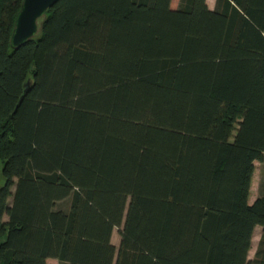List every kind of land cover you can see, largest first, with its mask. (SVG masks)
Segmentation results:
<instances>
[{"label":"trees","instance_id":"1","mask_svg":"<svg viewBox=\"0 0 264 264\" xmlns=\"http://www.w3.org/2000/svg\"><path fill=\"white\" fill-rule=\"evenodd\" d=\"M22 2L0 0V264H264V0H58L14 49Z\"/></svg>","mask_w":264,"mask_h":264},{"label":"water","instance_id":"2","mask_svg":"<svg viewBox=\"0 0 264 264\" xmlns=\"http://www.w3.org/2000/svg\"><path fill=\"white\" fill-rule=\"evenodd\" d=\"M58 0H23L20 11L15 19V26L11 36V45L18 49L29 40L40 35L47 17L48 10ZM31 81L25 84V93L28 92ZM23 100L21 98L20 102Z\"/></svg>","mask_w":264,"mask_h":264},{"label":"rangeland","instance_id":"3","mask_svg":"<svg viewBox=\"0 0 264 264\" xmlns=\"http://www.w3.org/2000/svg\"><path fill=\"white\" fill-rule=\"evenodd\" d=\"M208 1V0H207ZM212 2V0H209ZM214 1V8L217 5V0ZM182 0H172V8L176 9L181 6ZM5 183V177L2 172H0V187L3 186ZM264 184V161H255V170L252 178V184L250 188V194H249V203L252 204L258 196H260L262 191V186ZM70 206V198H67L57 204V208L61 209H69ZM112 242L119 246L120 243V234H119V228L116 227L113 232L112 236ZM51 264H60V262L57 259H54L50 262Z\"/></svg>","mask_w":264,"mask_h":264},{"label":"crops","instance_id":"4","mask_svg":"<svg viewBox=\"0 0 264 264\" xmlns=\"http://www.w3.org/2000/svg\"><path fill=\"white\" fill-rule=\"evenodd\" d=\"M207 4L208 6L211 8V9H214V1L212 0L211 1H207ZM262 227L261 226H258L256 227L255 231H254V234H253V239H252V247H251V250L249 252V258L250 259H253L254 256H255V253H256V250L258 248V245H259V242H260V239H261V235H262ZM54 260V258H49L48 259V264H51L50 262Z\"/></svg>","mask_w":264,"mask_h":264}]
</instances>
